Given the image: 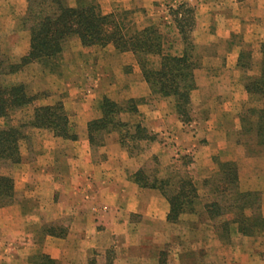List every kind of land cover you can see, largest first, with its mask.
Here are the masks:
<instances>
[{
	"label": "crops",
	"instance_id": "0c3cea01",
	"mask_svg": "<svg viewBox=\"0 0 264 264\" xmlns=\"http://www.w3.org/2000/svg\"><path fill=\"white\" fill-rule=\"evenodd\" d=\"M133 2L141 6L138 0L120 1L122 7L128 8ZM203 11L202 8L198 13ZM228 18L218 24L199 21L194 30L195 43L220 45L231 40V34L242 31L244 26L232 24L235 20ZM211 25L216 28L214 33H211ZM250 30L259 33L260 36L255 37L260 38L262 45L264 24H259L258 28L251 24ZM76 40L74 47L68 46L63 59L70 70L71 79L65 89L76 138L56 136L43 128L24 133L20 143L21 161L10 163L8 170L1 172L13 178L15 195L10 205L0 208V264H31L28 258L32 255V259L37 260L38 253L48 254L58 264H89L93 254L102 256L107 250L115 253L113 264H160L166 247L171 252L166 264H170L172 257L173 264H258V257L252 254L264 253V246L247 249L245 243L246 239L264 234V230L245 235L232 225L225 236L229 243H224L225 238L218 231L223 219L208 218L216 222L213 226L201 221L202 198L195 212L183 213L177 222H170V203L166 196L159 189L143 187L131 178L132 173L145 168L152 158L159 166V175L164 176L167 173L164 167L180 166L181 161L176 156L188 147L193 155L185 166L186 172L196 182L200 195H203L202 188L209 190L204 180L219 170V161L235 162L242 189L240 164L251 161L245 155V146L230 137L233 129L240 128L233 102L227 99L226 103H219L224 98L222 93L232 94L235 89L234 71L224 68L218 71L216 64L214 67L222 54L208 56L207 63L195 70L197 86L192 92V101L198 105L200 115L188 125L179 118L173 97L152 92L134 53L120 52L112 44L84 46ZM12 48L18 58L28 51H18L14 45ZM237 56V53L231 56L235 65ZM81 78L85 83L79 80ZM105 96L119 103L140 100L137 113L123 112L120 117L132 124L141 122L149 132L157 134V139L140 142L139 153L131 154L121 144V130L116 128L103 131L102 143L92 145L89 123L102 117ZM41 104L34 105L29 120L33 118L35 107ZM248 109L252 107L245 110ZM254 140L257 143L256 138ZM252 188L247 190L252 191ZM261 207L264 219V199ZM63 216L70 218L64 235L47 234L42 230L44 221H56ZM232 218L228 214L224 220ZM173 225L182 226L184 230L173 231ZM235 232L240 238L236 241Z\"/></svg>",
	"mask_w": 264,
	"mask_h": 264
},
{
	"label": "trees",
	"instance_id": "16d2710c",
	"mask_svg": "<svg viewBox=\"0 0 264 264\" xmlns=\"http://www.w3.org/2000/svg\"><path fill=\"white\" fill-rule=\"evenodd\" d=\"M47 3V0L42 1ZM50 5L51 12L40 11L38 14L29 11L25 20L30 21V50L22 56L19 63L8 66L7 72H15L29 63L56 60L62 53L63 43L71 35L78 36L84 46L112 44L121 52L131 51L137 55L143 76L149 83L152 92L163 97H173L179 118L188 123L192 121V92L196 88L195 70L199 67L195 54V45L188 36L184 24H177L183 36L185 48L180 55L166 53L163 49L162 37L154 26L135 31L127 28L126 24L116 22L114 14L100 13L97 5L85 0H79L76 6H68L61 0ZM150 55H159L157 65L150 59ZM252 59L249 51L240 52L238 65L244 68V60ZM261 73L251 76L246 88L254 94L264 96V43L262 44ZM1 65V64H0ZM0 66V73H5ZM37 98L26 92L24 85H11L0 88V116L5 115V109L18 108L32 103ZM140 100L129 99L119 103L107 96L102 102L101 118L89 123V137L92 145L102 143L100 134L113 129L121 130V144L131 154L141 150L140 142L157 139V134L151 133L141 122L129 123L120 117L123 112L137 113ZM255 118H254V117ZM243 127L247 133L256 138L257 143L264 145V108L248 109L242 115ZM250 125L249 127L248 124ZM30 125L37 128L51 130L54 135L63 138H76L71 131L67 113L61 103L41 105L35 108ZM24 133L19 127L7 125L0 128V162L21 161L20 141ZM180 166L173 165L164 176L159 175V168L152 172L147 168H140L131 174V178L143 187L159 189L170 203L168 220L177 222L181 214L195 212L201 195L193 178L183 172L182 167L191 160L187 156H179ZM155 160V159H154ZM156 162V161H155ZM219 170L204 180L205 187H209V196L204 201V212L210 219L223 215H232V219H223L218 224V231L223 238L232 227L237 224L238 230L245 235H255L264 230L262 216L261 194L258 191H243L239 187L237 166L233 161H219ZM14 180L9 175L0 173V208L10 205L14 199ZM47 234H58L52 226L45 227ZM59 235H64L59 233ZM114 252L109 250L104 264H113ZM37 264H58L48 254L38 253ZM89 264H98L95 258L89 259ZM160 264H166L161 256Z\"/></svg>",
	"mask_w": 264,
	"mask_h": 264
},
{
	"label": "rangeland",
	"instance_id": "374dc122",
	"mask_svg": "<svg viewBox=\"0 0 264 264\" xmlns=\"http://www.w3.org/2000/svg\"><path fill=\"white\" fill-rule=\"evenodd\" d=\"M42 1L44 0H0V66L6 71L5 73H0V88L3 89L11 85L23 84L26 92L31 95L37 96V98L28 105L14 109H5L6 114L0 116V128H3L7 125H12L21 128L23 133H27V130L29 133H31L33 132L34 128H37L29 124V117L31 116L34 105L37 103H42L41 105L61 103L63 105L64 111L69 117L71 131L73 132L72 121L67 109L69 95H67L68 91H66L65 89L66 84L71 79L69 75L70 70L68 69V66H65V62H63V59H65V51V55L68 53V46L74 47V43L77 42L76 39L80 40L78 36L71 35L66 38L63 43L62 53L58 59L46 61L45 63L32 62L18 71L7 72L9 68L8 66L13 63H19L22 57L21 56L20 58H18V56L15 55L12 48L13 45L17 47L18 51L21 52H25V50L28 49V51L24 55H26L30 50L31 34L29 26L31 24L30 21L25 20V18L28 17L30 9L32 8L33 12H35V14H38L40 11L51 12L53 8H55L54 6H56V2H52V0H47L46 4ZM61 1L71 7L79 4V0ZM85 1L97 5L100 13L104 15L114 14L116 22H118L119 24H126L127 28H129L130 30L138 31L149 26H154L162 37L161 41L163 44V49L166 53L180 55L183 52L185 43L182 34L179 32L177 24H184L189 38H191L195 45V54L198 57L197 59L199 61V67L197 69H200L204 66L205 63H207L208 56H211L215 53L222 54L220 60L214 63V67L216 64V70L218 71H222L224 69L232 72L234 71L233 83L235 84V89H233L232 94L222 93L221 97L224 98L219 101V103H226L225 100L227 99L233 102L235 107V118H237L238 116L240 128L237 127L236 129H233L230 137L234 140L235 143L245 146L243 150H245V155L249 157L251 161L250 163H244L241 161V190H247L253 187L252 191H258L260 192V194L262 192V203V200L264 199V145L257 144L251 134H245L243 132L242 129L246 130L247 128H243L242 115L246 111L245 109L248 107L258 108L264 106V98H261L259 95H256L254 93H248L245 86L251 76H256L261 73L262 45H260V38L255 37L256 35L258 36L259 33L251 32L250 25L256 24L258 28L259 24H264V0H138V4H141V6L135 5V3L133 2L131 3V7L129 8L121 6L120 1L122 0ZM51 4H54V6L50 8ZM199 5L203 6L202 8L205 12L203 11V13L201 14L198 13L200 9L202 10ZM228 17H232L235 20L236 23L232 24H243L244 26L242 31L237 33L233 32L231 34V40L229 39L220 45H197L195 43L197 37L194 34V30L197 27V24H199V21H201L203 24H218L225 23V20L229 19ZM211 27V33H214V30H216V28L214 25H211ZM10 45L11 47H9ZM93 46L106 47L107 45ZM242 50L249 51L252 55L251 60H248V58L244 60V68L238 65V57ZM227 53H230V55H228ZM236 53L238 56L237 64L235 65L233 63V60L231 61V56H235ZM227 56L230 59H228ZM150 59L154 62V65H157L160 61V56L150 55ZM89 68L92 69V66L89 65ZM79 80L85 83V80L83 78ZM61 88L63 89V91L59 92ZM53 94L56 95L51 97V95ZM230 96H233V98H230ZM216 100H218V98ZM198 115H200L198 105L192 101L193 119H196ZM23 118L25 119L23 120ZM193 119L186 124L192 125L191 123H193ZM21 120H23V122H20ZM249 126L250 125L248 124L247 127ZM178 155H185L187 156L186 160H191V155L193 154L191 151H188L187 147L182 151L180 150ZM178 155L175 156L178 158ZM9 165V161H1L0 173L4 170H8ZM156 167L159 166H157V162H155L153 158L148 161L146 166L149 172H152V170H154ZM168 167L171 168L172 166L164 167L165 170H169ZM185 170L186 167H182V171L184 172ZM196 175L198 178L201 177H199V174ZM199 182L201 183L200 186H202V181ZM258 187L260 189H258ZM202 189L203 195H201V198L202 202H204L205 200H207V198H210L211 195L209 196V190L206 191V188ZM205 216L206 214L203 210L201 221L203 220V223L205 225L210 224L213 226V224L216 223L215 221H210L208 217L206 216V218ZM223 216L218 217L219 220L224 219L227 215ZM69 220V217L63 216L56 221H44L42 230L45 232V227L52 226L56 233H63L66 230L65 228H67ZM234 225L237 227V230H234L238 232V225ZM209 228L211 229L212 227ZM214 229L212 228V230ZM183 230L184 228L182 226L173 225V231L180 232ZM237 232L234 233V236L236 235V239L234 238L235 241L238 239ZM262 233H260L257 238L246 239L247 241L246 243H244L245 246H247V249H251L252 247H256L258 245L264 246V234ZM228 239H223L224 243L228 244ZM258 242H260V244H257ZM166 249L167 252H163L162 257L165 258V260H170L169 257L171 255V252L169 251L168 247H166ZM108 252L109 251L107 250V252L102 254V256H99L98 253H95L90 258H95L98 264H104L107 261ZM263 254L264 253L256 254L255 252L252 254V256L255 255L256 257H258V264H264ZM32 257L33 256L30 255L28 261L31 264H35L33 262L35 261V258H33V260ZM172 262L175 263L173 257L170 264H173ZM167 263L169 264V262Z\"/></svg>",
	"mask_w": 264,
	"mask_h": 264
}]
</instances>
